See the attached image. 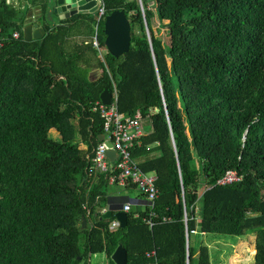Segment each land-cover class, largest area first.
Returning a JSON list of instances; mask_svg holds the SVG:
<instances>
[{
    "label": "trees",
    "instance_id": "16d2710c",
    "mask_svg": "<svg viewBox=\"0 0 264 264\" xmlns=\"http://www.w3.org/2000/svg\"><path fill=\"white\" fill-rule=\"evenodd\" d=\"M30 1L44 18L51 0ZM6 2L0 264H87L100 255L114 264L119 246L127 264H211L205 236L252 234L254 264H264V0H104L107 15L123 11L131 24L130 52L120 59L107 53L106 66L85 43L66 49L72 38L92 35L88 14L44 25L41 41L25 43L31 8ZM162 28L169 44L158 37ZM112 81L119 111L142 116L144 137L133 156L156 175L158 190L152 209L132 206L127 226L116 229L115 219L97 221L112 174L90 161L104 134L93 109L113 92ZM227 172L239 183L216 185Z\"/></svg>",
    "mask_w": 264,
    "mask_h": 264
},
{
    "label": "built area",
    "instance_id": "2783aa9c",
    "mask_svg": "<svg viewBox=\"0 0 264 264\" xmlns=\"http://www.w3.org/2000/svg\"><path fill=\"white\" fill-rule=\"evenodd\" d=\"M96 4L97 10L94 12L92 22V37L89 41V46L97 55L100 61L106 66V56L108 53L105 44L100 41L101 24L104 23L106 17V4L104 0H91ZM7 5H12L18 9L20 5L15 0H7ZM21 8V7H20ZM23 7L21 9H25ZM21 38L20 34L14 33L12 39L18 41ZM8 38L4 35L0 27V52L4 49ZM112 80V78H111ZM113 92L111 105L97 103L94 111H98L104 120L105 140L101 142L96 149L93 150V156L90 159L92 167L101 173H111L110 183H117L119 186L134 185L139 192L145 197L150 209L154 206V201L157 199L158 190L156 188L157 177L154 173H145L139 162L133 156V150L136 146H141V139L144 137V128L142 125V116L138 112L135 116H125L118 108V89L112 81ZM112 143L113 147L109 148L107 143ZM117 152V158L112 162L107 152L109 150ZM241 179L234 172H227L225 176L216 182L218 186H229L239 183ZM125 213L131 211V205L126 204L123 208ZM150 218L153 217L151 213ZM150 218L144 219L146 224L151 228L153 223ZM119 227L118 222H114L111 229ZM148 259L155 258V252L147 254Z\"/></svg>",
    "mask_w": 264,
    "mask_h": 264
},
{
    "label": "water",
    "instance_id": "95a60500",
    "mask_svg": "<svg viewBox=\"0 0 264 264\" xmlns=\"http://www.w3.org/2000/svg\"><path fill=\"white\" fill-rule=\"evenodd\" d=\"M96 10V4H94V2L91 0H51L50 7L48 9L49 14L47 21L52 22L51 14H56L59 17V20H64L77 14L91 15L96 12ZM38 22L34 21L32 16L27 17L25 21V27L23 29L25 43L41 41L45 36L44 27L40 26ZM103 35L105 37V47L113 58L120 59L130 52L131 24L123 11H113L112 13L106 15L103 23ZM101 102L108 106L111 105L112 95L109 91L104 92V94L101 96ZM104 140L105 137L102 135L100 142H103ZM107 146L109 148L113 147L112 143L110 142L107 143ZM107 156L112 162H114L118 155L115 150L110 149L107 152ZM115 217L120 222L121 228H125L127 226L128 214L125 213L122 208L117 210ZM112 218L113 210L109 209L107 212L105 211L102 217L98 218L97 221L111 220ZM82 228H86L85 218L82 219ZM126 253L127 252L123 246H119L112 256V262L114 264H127Z\"/></svg>",
    "mask_w": 264,
    "mask_h": 264
},
{
    "label": "rangeland",
    "instance_id": "374dc122",
    "mask_svg": "<svg viewBox=\"0 0 264 264\" xmlns=\"http://www.w3.org/2000/svg\"><path fill=\"white\" fill-rule=\"evenodd\" d=\"M15 1L23 7L33 8L30 0ZM88 17L93 21V14L88 15ZM154 27L157 29L158 26L155 24ZM158 37L169 44L170 40L166 28H162ZM51 138L55 141L61 140L56 132H51ZM255 240L256 236L253 234L243 238L205 236L203 244L209 250L211 264H254ZM193 243H196V240ZM87 264H107V259L102 255L90 257Z\"/></svg>",
    "mask_w": 264,
    "mask_h": 264
},
{
    "label": "crops",
    "instance_id": "0c3cea01",
    "mask_svg": "<svg viewBox=\"0 0 264 264\" xmlns=\"http://www.w3.org/2000/svg\"><path fill=\"white\" fill-rule=\"evenodd\" d=\"M20 7L23 8V6H21V5H20ZM20 7H18V9H21ZM26 8H28V7H26ZM34 8H31V10H29L28 16H32L34 21H37V22L39 21L38 23L40 26L48 25L50 28H54V27L58 26L61 21L68 20L69 18H71V17H69L68 19L59 20L58 15L51 14L52 22H48L47 18H48L49 12H47V15L43 18L42 14H41V10L38 7H34ZM88 15H90V14H88ZM93 15H94V13H93ZM94 16H96V15H94ZM55 18H56V21H55ZM93 19H94V17H93ZM81 20H83V19H81ZM84 22L92 28V22L93 21L89 22L88 19H84ZM24 27H25V25H24ZM91 37H92V35L89 38H84V37L72 38L71 40L68 41V43L66 45L67 51H70V49L73 48L74 44L80 45L81 43H85V45H89L88 43H89ZM91 50H92V48H91ZM84 56H85V60L89 61V66L91 68L96 66V64L98 63V59H97L96 55L92 54L91 52L86 53ZM91 70H92L90 72L91 77L98 78L102 75V70L98 71V70H94L93 68ZM144 129H145V125H144ZM52 132H56V130H52ZM145 132H146V130H145ZM79 147H80V149L86 148V146L83 144H80ZM154 155L155 154H152V156H154ZM137 161H139V160H137ZM110 188H111V191L109 192V195L107 196L105 206L99 213L101 215H103V213L105 211L107 212L109 209L113 210V218L112 219H115V220L112 222V224L114 222H118L119 226H120V222L116 219L115 214L117 213V210H119L120 208H122V210H123V208L126 204H130L131 209H132V206L139 207V208H144L146 206L148 207V203H147L145 197L139 192V190L137 188L130 186V185H127L124 187L119 186V185L115 186L112 183L110 184ZM97 216H98V214H96V217ZM114 229H116V228H114ZM94 257H96V256H94Z\"/></svg>",
    "mask_w": 264,
    "mask_h": 264
},
{
    "label": "flooded vegetation",
    "instance_id": "af4514ba",
    "mask_svg": "<svg viewBox=\"0 0 264 264\" xmlns=\"http://www.w3.org/2000/svg\"><path fill=\"white\" fill-rule=\"evenodd\" d=\"M75 16V15H74Z\"/></svg>",
    "mask_w": 264,
    "mask_h": 264
}]
</instances>
